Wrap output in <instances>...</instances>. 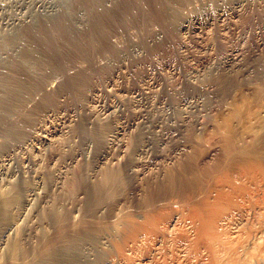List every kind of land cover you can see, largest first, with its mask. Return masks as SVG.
Instances as JSON below:
<instances>
[{"label": "rangeland", "instance_id": "obj_1", "mask_svg": "<svg viewBox=\"0 0 264 264\" xmlns=\"http://www.w3.org/2000/svg\"><path fill=\"white\" fill-rule=\"evenodd\" d=\"M73 2L0 0V144L8 139L4 129L6 121L20 118V113L28 107L43 102L45 106L41 113L38 111L40 122L33 135L51 138L47 141L28 136L19 144L8 146L10 153L7 149L0 153V189L7 182L21 184L24 178L25 186L31 184L30 191L26 188L27 197V192L35 188L25 208L21 207L23 212L19 210L13 228H2L0 238H7L27 225L31 229L51 230L49 233L56 244L63 242L70 235L68 228L71 227L62 223L50 227L37 217V210L55 202L54 190L65 187L66 192H73V198L66 200L68 205L71 201L74 219L94 221H91L94 224L91 230L87 229V236L99 233L96 219L105 218L100 210L107 212L108 208V202L104 206V195L99 194L100 175L104 169L122 163L148 175L159 167L173 164L178 157L177 164L183 165V172L178 175L182 180L198 174L196 172L215 171L225 163L219 127L236 106L241 105L244 111L234 119V146H241L264 132V0H188L187 3L174 0L173 6L176 4L178 9L176 15L170 7H165L164 0H103L100 7L93 8ZM64 11H69L70 19L67 24L62 20L51 27L56 35L50 36L42 29L36 39L30 33H26L24 39L18 36V31L26 25H36L40 19L51 23ZM181 21H185V26L175 30L173 25ZM13 38L22 44L18 45ZM33 48L42 56L35 60L41 67L37 78L18 63L20 59L36 71L32 61L24 56L25 50ZM17 89L21 91L17 93ZM13 91L15 95L10 94ZM50 91L53 94L48 95ZM14 101L19 106L12 107ZM99 124L105 126V147L96 139ZM184 147L189 152L181 156L178 152ZM212 149L214 153L209 156ZM1 154H5L4 157ZM95 164L103 170L97 168L92 172ZM85 171L89 172V177ZM81 173L89 182L95 180L94 189L98 193L93 192L92 182L86 180L83 186ZM165 183L158 186L164 192L158 187L145 191L152 201L161 196L160 192L169 193L166 188L170 183L167 182L168 187ZM88 186L90 188L85 189ZM86 190L90 192L85 197ZM144 193L140 198L142 203L149 198ZM97 194L103 202L95 199L99 198ZM83 197L89 200L88 204ZM91 200L96 205L100 203L101 209ZM123 202L115 207V202L111 205L117 211ZM84 203L90 210H85ZM109 217L102 219L106 220L103 224L110 222ZM37 221L41 223L38 227ZM105 235L99 233V245L108 243ZM86 244L88 256L96 258L94 244Z\"/></svg>", "mask_w": 264, "mask_h": 264}, {"label": "bare ground", "instance_id": "obj_2", "mask_svg": "<svg viewBox=\"0 0 264 264\" xmlns=\"http://www.w3.org/2000/svg\"><path fill=\"white\" fill-rule=\"evenodd\" d=\"M81 1L72 0L74 5L80 2V4H85L86 8L100 7L101 4H103V0ZM187 2L188 0H186V3ZM173 4L174 0H164L165 7H170V10L174 11L176 15L178 9L175 8L176 4L174 6ZM68 14L69 11L62 12L61 17L59 16V18H56L54 21H52L56 22L55 24H53L52 22L50 23L45 19H40V21L36 25H26V28H22L21 31H18V36L21 37L20 39H24L23 36H25L26 33H30V35L32 37L34 36L33 38L36 39V37H39L41 35L42 29H46L50 36L56 35L55 31L51 29V27L55 26L56 24H60L62 20L67 24L70 19ZM184 26L185 21H181L175 23V25H173V28L175 30H178L180 28H183ZM28 37L29 36H27V38ZM14 40L15 38L12 39V41ZM15 42H17L18 45L22 44L21 41L18 42V39H16ZM25 51V58L32 61L33 69H35L36 71H32V68L20 59L18 61L19 66H23V69H25L27 72H30V75H33V73H35V76H33L34 78H37L39 77L37 70L41 69V67H39L40 63L35 62V60H40L42 56L34 48L27 49ZM203 78H201L202 81ZM15 91H17L18 93L21 90L17 89ZM15 91L10 94L15 95ZM51 91L50 93H48V95L55 92ZM11 106L15 107L19 105L14 101L12 102ZM44 106V102L41 104L38 103L37 106L34 107L27 106L28 108L26 109L25 107L26 110L20 113V118H11L8 123L6 121L4 129L7 133L6 137L9 140L6 138L7 142H2V144H0V153L4 152L8 146L13 145L14 143L21 142L28 136H35L39 138V140H51V138L45 136L39 135L38 137L37 133L36 135H33L36 125H39L40 122L39 112L43 110ZM243 111L244 110L241 105L236 106L233 109L232 113L225 116L223 123L220 125L219 131L222 135L224 144L223 156H225V163H222V166L217 167L215 171L211 173L196 172L198 174L186 176V179L182 180L181 177H178V175L180 176L181 172H183L181 171V167H183V165L177 164L178 160L176 159L178 157L175 158L173 164L159 167L156 171L151 172L148 175H145V173L141 171L132 170V168H130L127 163H122L113 168H106L104 169L105 171H103V173L100 172V182L102 183V188H100L99 191L101 192H99V194L104 195L103 198L105 200H103V198L102 200L106 201V204L104 206H106L108 202V208L105 209L107 210V212L100 210L101 212H103L102 215L105 218H100L99 214L97 215V217L99 218H97L98 220L96 219V223L98 225L99 231H95L103 233V235L106 234L105 240H107L106 237L109 238L107 240V244H103V246L98 244L99 233L94 235L92 234L93 232H89L91 233V235L87 236V229L91 230L90 228L93 224L91 221L93 220L88 221L87 218L86 220H76V218L74 219L72 210L70 208L71 201L68 205V200H66L67 198L73 196V192H66V187L65 189L60 190V187V191L56 192V190H54V199H56V201H52V203L49 202V205H43L39 207L37 210V217L40 220L46 222V225L48 223L50 227L59 226L61 223L68 224V226L71 227H67L70 235L67 236V238L63 240V242H60L61 244H56L57 242H55V240L49 233L51 230L46 231L39 229L36 230L33 228L31 229V226L23 224V227L16 229L15 232L9 237L0 238V264H97L101 261H104V264H264V132H262V134H259L258 136L255 135L256 137L250 138V140L245 141V144H242L241 146H234L233 143L236 141H234V128L236 127L234 125V119L236 120L237 117L242 116ZM2 114H4L3 111ZM96 139L100 146L106 145L105 126L102 124H99L96 127ZM220 139L221 138H219V140ZM23 143L25 144V142ZM135 144H137V140L135 141ZM100 146L99 148H101ZM10 150L11 147H9L6 152H9ZM18 151L19 150L17 149V152ZM213 151L214 149L209 152V156L213 155ZM188 152L189 149H187V147H184L180 149V152L178 153L179 155L184 156ZM193 152H195V150ZM102 153L103 152H101V154ZM3 155L1 154V156ZM98 166L95 164L92 172L96 171L97 168H100ZM188 169L190 170V168ZM98 170L102 171L103 169L100 168ZM188 172L189 171H186L185 173L191 175V173ZM83 173H81L82 176L80 177V179L82 178V182L85 183H82L84 187L86 186V180L87 183L92 182L93 185L96 183L94 182L95 180L89 182V179H85ZM87 176L86 178L89 177ZM90 179L92 180L91 175ZM24 181H21V184H17V182H7L8 184L6 183V186H3V188L0 189V231L2 230V228H8L14 225L16 218L18 219L19 217L18 214L21 207L23 208L25 203L29 200L28 198L31 197L32 193L35 194V188H33L32 185L33 190L30 193L27 192V197L26 188H28L31 184L27 183L29 184L27 187L25 186ZM167 182L170 183V189ZM163 183L167 184L165 187H168L166 189H168V191L170 190L169 193L166 192L167 190L165 191L166 195L164 193L161 194L160 192L161 196H157L158 198L160 197V199L156 197L157 200L155 198V201H152V197L148 196V193H146L145 191L150 188L153 189L154 187H158ZM89 186L85 189L90 188ZM94 188H96V186L93 187V189ZM158 188L156 189L158 190ZM152 189L150 190L152 191ZM160 190H162V188ZM27 191H30V189ZM48 191L50 190H47V192ZM90 191L92 193V189H90ZM90 191L86 192L85 197ZM95 191L96 190L94 189L93 192ZM43 192H45V190ZM153 192H156V190H153ZM153 192L149 193L153 194ZM162 192H164V190H162ZM96 193H98V191L95 192V194ZM142 193H144V196L147 195L146 197H149L151 200H149V198L148 200L151 202H148V200L144 197H142V199L144 201L147 200V202H140ZM156 193L159 192L157 191ZM88 197L89 196H87V198ZM95 199H100V196L99 198L95 197ZM87 200H85L84 198L83 201ZM88 201L86 202L87 204ZM103 201H101L100 199V203ZM122 201H124V204L122 203V208L121 206H119L121 208L120 210L118 208V210L116 211L115 208H113V205H111L115 202V207ZM100 203H98L99 205H96V202L93 201V205L98 206V208L102 207L100 206ZM127 203H129L130 206L126 205ZM87 204H85L84 208L85 210H90V207L87 206ZM96 206L94 210L97 212ZM91 209L93 208L91 207ZM23 210L21 209V213L23 212ZM105 212L107 217L111 216L109 217L110 222H107L108 224H103V222L106 220L102 221V219H107L104 215ZM96 214L97 213H95L94 216H96ZM28 218H30L29 220H31V217ZM38 224L39 222L37 223V227ZM40 225L41 223L39 224V226ZM43 226L45 227V225ZM81 228L83 229V231H81ZM64 237L65 236H63V238ZM87 242L93 243L96 247V258L94 259H91L92 257L90 258L88 256V250L86 252L85 244Z\"/></svg>", "mask_w": 264, "mask_h": 264}]
</instances>
